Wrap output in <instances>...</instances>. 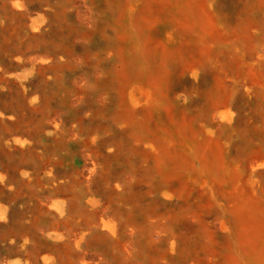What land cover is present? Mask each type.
Returning <instances> with one entry per match:
<instances>
[{
    "label": "rangeland",
    "instance_id": "1",
    "mask_svg": "<svg viewBox=\"0 0 264 264\" xmlns=\"http://www.w3.org/2000/svg\"><path fill=\"white\" fill-rule=\"evenodd\" d=\"M118 1L0 0V264H186L199 249L186 209L218 230L233 187L192 165L198 148L218 142L239 186L252 184L248 155L264 146V11L251 0H187L212 18L206 33L168 2L144 52L164 78L148 88L131 72L119 95L115 73L129 57L114 39L130 32L112 17ZM158 139L167 155L156 164ZM177 165L186 193L168 178Z\"/></svg>",
    "mask_w": 264,
    "mask_h": 264
},
{
    "label": "bare ground",
    "instance_id": "2",
    "mask_svg": "<svg viewBox=\"0 0 264 264\" xmlns=\"http://www.w3.org/2000/svg\"><path fill=\"white\" fill-rule=\"evenodd\" d=\"M171 1L177 3L175 4L178 7L179 13L182 12L194 18L195 21L198 20L199 25L203 31H205L206 33L212 31L211 30L212 18L210 17L209 13L206 12L203 8H201L199 4L197 5V10L190 8L187 3V0H141L140 6L135 9H133L129 5V3L126 2V0H123L121 2L118 1L120 3H118L117 6H115L116 10L114 11L112 17L114 21H116L115 23L117 24H120L123 20L124 21L126 20L127 28L129 29L130 32V33H126L123 30L119 31L114 39L113 50H116V52L121 56L122 55L121 49H123L124 51L128 52L127 56L129 57L125 61V63H123L124 64L123 67L117 69L115 73V77L117 79V83H116L117 91L119 95L122 94L125 79L131 72L140 73L141 70L142 71L144 70V72L141 71V73L144 76L145 84L148 88H156L160 84L161 78L165 75V72L162 73L159 71L158 66H156L154 61L150 62L149 59L146 58L144 52L146 50L147 45H149V47L151 48H153L152 46L155 45V43H149L150 41L146 33V28L149 26V23H151L155 11L162 6L164 7L168 2ZM251 2H252V8L254 10H257L258 12L264 11V0H251ZM178 23L181 25V28L183 29L186 28L187 24L183 20H178ZM125 42H127V47H125L124 45ZM130 47L131 49L128 50ZM200 53L203 54L206 53V48L204 47L201 48ZM195 76L196 75L194 74L193 78H195ZM233 85L235 86L234 83ZM212 86L213 89H215V91L220 92L222 88V82L219 79L215 78ZM150 102H151L150 95L148 96L144 95V97H140V96L138 97L137 103L139 105H142L143 115L145 117H146L145 108H148ZM218 104L219 106L217 109H222V113H223L222 117L228 116L229 110L225 105L226 104L225 97H223L221 102ZM145 117H143V120L141 119L142 121L139 122V124L137 125L141 129L144 128V123L146 120ZM181 129H182L181 132L182 135H185L186 132H189L185 130L184 126H182ZM174 142H176V140ZM154 144L156 145V154L154 155V161L157 164L161 159L166 158L167 151L164 145H162L160 139L155 140ZM226 149H228V147ZM208 150L209 152L207 153ZM198 151H199L198 154L194 153V156L196 158L194 159L192 165L195 166L196 164L198 165L200 164L202 168L203 167L206 168L209 172L208 177L212 179V182H214L215 184H219L220 182H223L230 184L233 187H232V194L228 199L229 203H228V208L226 210L227 217L226 219L218 220L219 223L218 230L214 227H208V225L200 218L201 216H199V214L196 211L191 210V206H189L188 209H186V217L188 218V221L191 223L190 229H192V233L196 234V236L198 237V239L195 241L194 244H197L199 248L198 253L192 255L191 261L186 264H264V172L261 171L260 176L257 175L259 167L264 166V146L263 148H253V150L248 155L247 165L250 166V168L252 167L253 169L252 175H254V177L252 178V184L249 186V189H246V187L239 186L238 182L241 180V175L237 171L236 167L234 166L228 167L226 164H224L223 150L218 142H215L210 147L206 146L204 148V151H202V148H198ZM179 171L180 168L178 165L173 167L170 173L168 174V178H173L176 180V182L178 183L177 193L181 194V193H186V190L189 188L187 183L189 182L186 183L183 180L184 178L181 177ZM210 199L204 198L202 203L200 204V208L205 209L207 207H210L211 206ZM191 249H194V245L189 246L188 250Z\"/></svg>",
    "mask_w": 264,
    "mask_h": 264
}]
</instances>
